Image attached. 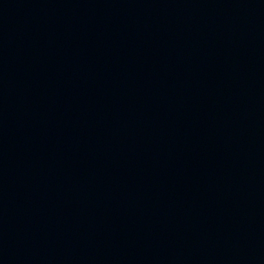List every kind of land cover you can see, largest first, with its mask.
I'll return each instance as SVG.
<instances>
[{
	"label": "water",
	"instance_id": "obj_1",
	"mask_svg": "<svg viewBox=\"0 0 264 264\" xmlns=\"http://www.w3.org/2000/svg\"><path fill=\"white\" fill-rule=\"evenodd\" d=\"M264 140V0H0V264H133Z\"/></svg>",
	"mask_w": 264,
	"mask_h": 264
}]
</instances>
